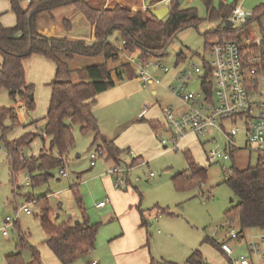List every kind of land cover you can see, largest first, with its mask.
<instances>
[{"label":"rangeland","instance_id":"obj_1","mask_svg":"<svg viewBox=\"0 0 264 264\" xmlns=\"http://www.w3.org/2000/svg\"><path fill=\"white\" fill-rule=\"evenodd\" d=\"M107 1L91 0L88 3L99 11L117 6L110 3L109 5L112 6L108 7ZM120 2L123 5L118 4L119 6L127 7L133 13L141 12L143 17L147 19L149 9L170 8L172 0H166L164 3L159 2V0L157 2L156 0H120ZM178 2L182 9H193L200 22L197 26L180 31L167 48L165 57L153 60L151 62L153 65L146 69L147 74L158 84L155 82L143 84L138 79H133L134 108L137 109V113L147 111L148 115L145 116V121L151 119L163 124V108L171 107L177 111L176 113L181 110V102L173 96L169 88L176 86V76L184 68L195 65L201 72L203 71L204 63L210 61L206 44L214 41L210 34L219 26H223L222 20H208L206 7L202 0H178ZM263 4L264 0H238L236 6L234 0L227 2L231 8H238L243 13L251 14ZM219 5L220 0H212L213 8L218 9ZM44 16L45 23H53L59 26L61 30H64V25L60 20L66 19L71 24L68 39L89 43L90 25L74 6L55 10L54 20ZM228 29L238 31L241 46L254 45L264 35V15L260 16L258 20H252L248 23L236 22L233 27ZM54 38L62 37L56 36ZM109 40L116 47L122 46L117 33H114ZM129 57L134 58L136 55H120L124 63L128 62L127 58ZM179 58H184V62H180ZM31 60H33V56L25 60L24 67L29 68L34 77L30 78L33 81L31 85L34 89V110L33 112L25 110V122H19L4 137L0 129V264H7L6 257L17 252L20 232L27 236L30 246L40 251V248L44 246L45 235L39 217L42 209L45 208L48 210L50 222L57 226L68 220L82 221L83 217H86L90 224L98 225L94 255L100 259L91 258L88 255L79 258L74 264H90L92 259L97 262L101 260V264H115L111 254L110 241L120 234V224L114 215L111 213L109 215L108 207L100 210L95 207L105 197L103 178L109 177L108 170L114 163L107 161L104 156L97 155L96 147L91 146L94 139L93 133L82 135L78 126L73 127L74 146L68 150L62 168L54 169L47 181L36 186L30 184L26 171H18L14 176L15 183L13 186L12 172L2 137L6 142H11L30 131L42 136L45 127L44 118L47 115L52 94L50 84L55 77V70H53V78H51L53 80L41 82V78H36L38 72H36V67ZM92 61L101 63L103 58L75 56L70 65L74 69H82L88 67ZM155 64L168 69V72L163 73L159 67L154 66ZM138 66L139 63L136 61L132 67L135 70ZM199 77L192 76V81L187 89L188 92L195 95L201 94ZM71 81L73 83L78 82L75 73L71 75ZM10 108L11 103L6 91L0 90V109ZM143 124L150 132L148 124L146 122ZM229 125V123L224 124L226 129L229 128ZM4 127H11L9 120L4 122ZM29 135V138L33 140L35 136ZM156 137L160 142L161 153L149 155L145 158V165L133 166L129 173L132 190L137 195L140 209L145 211L147 221V225L142 231L144 238L139 249L147 255L149 263L152 260L154 264H186L191 251L194 250H204L214 255L215 252H218V248L214 244L219 245L227 232L230 230H234L236 233L241 232L237 220L230 226L226 219L227 213L236 206L237 199L224 184V181L230 176L232 168L244 170L248 167H254L260 153L256 151L254 146L245 149L244 138L238 136L235 138V142L240 149L230 153L232 158L229 161L208 164L206 154L210 150L219 148L223 151L226 148L227 141L224 136L216 134V144H213L208 143L210 137L196 139L194 136L188 135L181 142L179 148L169 141L165 145L166 150H163L164 145L161 144V140L169 139L170 134L163 129V131L156 133ZM183 142L187 144L196 142L197 155L195 157L191 152V156L200 167L206 169V179L200 187L196 185L188 190L176 191L172 184V178L187 170ZM42 143L39 138L30 143L29 147L23 150L21 161L27 162L28 157L31 158L32 155H36L42 148ZM47 145L48 143H45V147ZM129 151L123 154L121 163L131 164L133 160H136L137 150L131 148ZM91 154H96L95 167L90 166ZM60 171H63L66 177L61 176ZM150 173L154 174V177L147 180L146 177ZM76 197L80 198L83 211L78 208ZM25 206L29 208L31 215L22 212L21 209ZM5 217L16 220V224L8 228L7 237H3L1 232ZM258 233H264V229H244L241 234L244 239L239 246L235 242H230L232 249L235 250L234 253L237 256L246 255V239L250 234ZM207 239L212 243H206L205 240ZM21 256L25 264L30 263V253L27 249L21 251ZM48 256L47 259L40 255L39 264H50V261L54 259L52 255L49 254ZM205 263L213 264L210 258H206Z\"/></svg>","mask_w":264,"mask_h":264},{"label":"trees","instance_id":"obj_2","mask_svg":"<svg viewBox=\"0 0 264 264\" xmlns=\"http://www.w3.org/2000/svg\"><path fill=\"white\" fill-rule=\"evenodd\" d=\"M21 0H9L11 11L16 17L14 27L6 28L0 23V90H5L10 101L23 105L25 110H34L33 86L26 83L24 61L31 56H43L55 65V77L51 82L52 90L50 104L45 120L43 133L50 139V154L28 157L22 162V152L32 142L29 134H24L17 140L6 142L4 135L19 124L15 110L0 109V129L3 132L8 162L14 176L18 171H26L30 184L36 186L47 181L51 172L62 168L64 158L74 146L73 127L78 126L82 135L94 134L91 146L96 147V153L112 161L114 166L121 164V155L113 142H108L101 136L97 121L93 114L97 95L115 87L117 83L137 79L134 68L129 62H122L121 54L128 56L141 55L143 62L159 60L165 57L167 48L176 35L200 22L193 9H182L178 0H172L169 14L163 20H156L150 15L146 19L141 12L133 13L127 7L119 5L112 9L99 11L91 7V0H30L26 8L20 6ZM206 7L208 20H227L233 9L227 5L229 0H220L218 9L212 7V0H202ZM238 0H234L236 6ZM72 5L77 8L90 27L94 28V41L87 43L82 40L68 38H47L37 33L36 21L43 13L51 15L57 8ZM264 15V4L257 7L251 19L258 20ZM247 22V23H248ZM64 28L70 24L64 20ZM117 33L121 47L110 42V37ZM210 36L214 40H230L239 42L238 31L219 26ZM209 43L206 44L208 50ZM264 55L263 44L260 50ZM75 56L99 58L103 61L93 66L73 70L70 62ZM184 62V58H179ZM75 73L78 82L71 81ZM9 120L10 128L4 127ZM145 122V121H142ZM153 132L158 133L160 125L157 122H146ZM55 151L56 155L51 153ZM187 170L172 178L176 191H184L199 186L205 182L206 169L200 167L193 157L184 153ZM133 163L131 167H133ZM233 196L237 199L236 206L227 213L226 219L232 226L238 221L241 232L244 229H264V154L260 153L257 164L244 170L231 169V175L224 181ZM78 208L83 211L79 197H76ZM141 226H145L143 213ZM41 228L45 235L43 244L53 253L60 264H74L79 258L88 256L95 248L98 225L90 224L86 217L82 221L68 220L61 225H54L48 218L47 208L42 209L39 217ZM25 234L19 233L17 252L6 257L7 264H25L21 251L27 249L30 253L29 264H39L40 254L37 248L30 246ZM206 243L210 240H205ZM212 243V242H210ZM148 245V239H147ZM215 246V245H214ZM186 263L202 264L201 253L193 251ZM149 264H154L151 260Z\"/></svg>","mask_w":264,"mask_h":264},{"label":"built area","instance_id":"obj_3","mask_svg":"<svg viewBox=\"0 0 264 264\" xmlns=\"http://www.w3.org/2000/svg\"><path fill=\"white\" fill-rule=\"evenodd\" d=\"M23 1L30 3V0ZM251 17V13H243L234 8L230 17L223 22V27L231 28L236 22L247 23ZM262 44L263 37L251 46H241L239 42L230 40H214L208 45L210 61L204 63L202 72L195 65L181 70L176 76V86L169 89L185 110L179 117H174L171 108H163L165 132L170 134V140L162 139L161 144L165 146L171 141L179 148L188 135L196 139L210 137L208 143L216 144L215 135H222L227 141L226 148L223 151L219 148L212 149L206 154L208 164H217L229 161L232 158L230 153L240 149L235 138L241 136L244 138L245 149L254 146L257 152L264 154V55L260 52ZM127 60L131 66L136 61L139 63L135 75L140 82L158 84L146 70L153 65V60L143 62L141 55L129 57ZM154 66L159 67L163 73L168 72V69L161 68L159 64ZM193 75L201 76L200 95L187 91ZM225 123L230 124L228 129L225 128ZM90 159L93 167L96 154H91ZM130 171L131 168L126 165L113 166L108 170V174L114 177L115 190H121L125 186ZM60 175L66 177L63 171H60ZM153 176L151 173L148 177ZM106 203L107 200L98 203L96 207L103 208ZM21 210L26 215H31L27 206ZM15 222V219L4 218L2 236L7 237L8 228L16 224ZM241 234L242 232L230 230L218 245L221 252L230 258V264H264V233L250 234L246 239V255L231 258L234 250L230 242L242 241L244 237ZM90 264L99 263L92 260Z\"/></svg>","mask_w":264,"mask_h":264},{"label":"crops","instance_id":"obj_4","mask_svg":"<svg viewBox=\"0 0 264 264\" xmlns=\"http://www.w3.org/2000/svg\"><path fill=\"white\" fill-rule=\"evenodd\" d=\"M157 1L158 0H156V2ZM165 1L166 0H159V2L161 3L162 2L164 3ZM110 3L112 5H118V4H120L121 6L123 5V3L120 2V0L119 1L108 0L107 1L108 7L112 6L109 5ZM28 4L29 3L23 0L20 1V6L22 8H26ZM64 7H68V6H64ZM55 10L52 11L51 15L48 13H43L40 16H38L36 21L37 33L47 38H52L56 36H60L62 38H68L67 36H69L70 34V30H69L70 28L69 29L64 28V30H61V28L59 29V26L53 23L50 24L45 23L44 15L54 20L53 14L55 13ZM64 20L66 19H61L60 21L63 22ZM0 23L3 27L6 28L14 27L16 24V17L14 13L11 11L9 0H0ZM90 32L91 33H90L89 43H92L94 41L93 27L91 28ZM31 61L36 67L35 68L36 72H38L36 78H41L40 79L41 82H48L49 80H50L49 82H51L53 80L51 78H53L52 77L53 70H55L54 63L47 60L43 56H37V55H34L33 60ZM0 64H1V57H0ZM96 64L98 63L92 61V63L88 65V67ZM24 69H25L26 83L31 85L33 81L30 78H34L33 73L29 68L24 67ZM76 69L77 68L75 69L73 68V70ZM133 83H134L133 80L123 81L117 83L114 88L97 95L96 104L93 108V114L97 121L99 132L105 141L113 142L114 145L119 150L124 151V153L130 152L129 150L131 148L137 150L138 156L136 160H133L132 162L133 164H135L133 166L136 167L139 165L140 166L145 165V158L148 157L149 155L155 153L160 154L161 152H160V142H158L155 132H153L151 128H150L151 131L149 132L148 128L145 126V124H143L144 122H142L145 121V116L148 115L147 111L145 110L142 113H137V109L134 108L133 99L135 97V92L133 91V86H132ZM10 103H11V108L15 110L19 122L24 123L26 119V114L24 113L25 108L21 105H16L11 101ZM181 106H180L181 110L178 113H176L177 111H175L173 108L169 107L171 108L174 117H179L184 112L185 107L183 106V104ZM145 122H157V121H153L150 119L149 121H145ZM157 124L160 125L159 132L163 131V129L164 131H166L164 126V120H163V124L159 122H157ZM25 134H32L35 136L32 142L38 138L43 142L42 148L39 150V152L36 155H32L33 157L38 158L43 154H50L49 151L50 139L47 136H45L44 133H42V136L37 135L31 131L26 132ZM45 143H48L47 147H45ZM183 143H184L183 147L185 149V153L190 154L192 152L193 156L196 157L197 155L196 154L197 144H195L196 142L194 143L191 142L188 144L186 142ZM162 148L163 150H166L165 146H163ZM51 153L56 155L55 151H52ZM192 153L190 155H192ZM123 154L121 155V157H123ZM121 164L130 167L131 170L133 168L131 167V164H126V163H121ZM95 165L93 167H95ZM146 178L147 180L152 179L149 177ZM103 185L105 190V197L103 200H100L98 203L103 202L105 200H107V203L103 208H97L96 206L95 207L99 210L108 207L107 209L109 210L108 212L109 215L110 213L114 215V217L117 218L121 227L120 234L114 237V239L110 241L111 254L114 257L115 264H149V259L147 255L139 249L143 242L144 234L142 231L143 228L145 227V226H141L140 212L143 213L145 225H147L146 224L147 221L145 218L146 214L144 210L140 209V204H138L139 200L136 197L137 195L134 194V191L132 190L133 187L131 181L129 180V174L126 179V184L122 190H115L114 177L111 175H109V177L103 178ZM44 241H45V237H44ZM235 243L238 244L239 246L241 244V241H236ZM215 247L218 248V252H215L214 255L212 253L205 252L204 250L203 251L198 250L201 253L202 261L205 262L206 258H210L213 264H230V258L225 256L221 252L217 244L215 245ZM94 252H95V248L89 254V256H91V258L96 257L97 259H100L98 256L94 255ZM192 252L193 251H191V253ZM39 254L42 255L44 258L49 257L48 255L50 254L54 259L50 261V264H60V262L56 259L53 253L45 245L42 246V248H40ZM234 254L235 253H233V255L231 256L232 259L238 257L237 254L235 255ZM101 262H102L101 260H98L99 264H101Z\"/></svg>","mask_w":264,"mask_h":264},{"label":"water","instance_id":"obj_5","mask_svg":"<svg viewBox=\"0 0 264 264\" xmlns=\"http://www.w3.org/2000/svg\"><path fill=\"white\" fill-rule=\"evenodd\" d=\"M169 8L168 7H162L158 9L151 8L150 9V15L156 19V20H163L166 16L169 14ZM231 26V24H230ZM30 99H33V96H30ZM232 202V200H231Z\"/></svg>","mask_w":264,"mask_h":264}]
</instances>
